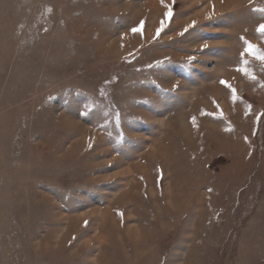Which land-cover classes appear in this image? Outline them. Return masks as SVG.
Returning <instances> with one entry per match:
<instances>
[{
    "label": "rangeland",
    "instance_id": "1",
    "mask_svg": "<svg viewBox=\"0 0 264 264\" xmlns=\"http://www.w3.org/2000/svg\"><path fill=\"white\" fill-rule=\"evenodd\" d=\"M260 8L0 0V264H264Z\"/></svg>",
    "mask_w": 264,
    "mask_h": 264
},
{
    "label": "snow or ice",
    "instance_id": "2",
    "mask_svg": "<svg viewBox=\"0 0 264 264\" xmlns=\"http://www.w3.org/2000/svg\"><path fill=\"white\" fill-rule=\"evenodd\" d=\"M161 2L163 3V0H161ZM48 11L50 12L51 9H48ZM255 11H259L264 13V8H260V9H255ZM167 17L170 20L173 13L171 12V10H169L167 12ZM193 26H194V22H193ZM142 30H143V24H141L140 27L138 28H133L132 32L133 33H137L140 32L142 34ZM164 30V22H161V27L157 30L156 36L159 37L160 33ZM185 31H187V29H185ZM257 32L261 35L262 38H264V23H261L258 28H257ZM183 34V33H181ZM243 42L244 48L240 53V59H241V64L242 66L237 67L235 70L237 72L242 73L245 77L250 78L251 80L255 81L257 79L256 75L254 74L253 71H250L249 69V64H250V60L248 59V57H252L253 59H255L256 61L261 62L262 64H264V50L260 49L257 45L251 43L250 41H248L247 39H245L244 37L240 38ZM194 59V57H190V60ZM221 84H223L226 88H228L230 90V95L231 98L234 101H237L240 99V97L237 94L236 89L228 82V81H221ZM262 87H264V85H262ZM250 107V106H249ZM217 108H219V105H217ZM207 115H212V113H207ZM223 112H220V117L219 118H223ZM261 115H264V113H261ZM195 118H193V123L195 124ZM122 215V214H121Z\"/></svg>",
    "mask_w": 264,
    "mask_h": 264
}]
</instances>
